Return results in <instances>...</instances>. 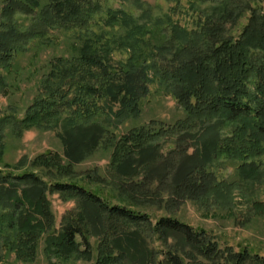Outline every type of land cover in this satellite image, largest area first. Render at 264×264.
Masks as SVG:
<instances>
[{
  "label": "trees",
  "instance_id": "1",
  "mask_svg": "<svg viewBox=\"0 0 264 264\" xmlns=\"http://www.w3.org/2000/svg\"><path fill=\"white\" fill-rule=\"evenodd\" d=\"M107 1L7 0L0 24V71H9L33 43L51 40L56 32L89 34ZM166 1L173 5V14L164 23L170 32L164 44L154 45L145 25L136 23L129 29V13L106 11L104 30L85 34L80 57L52 62L41 96L15 127L63 128L60 137L70 165L100 148L112 149L110 169L122 175V188L132 194L148 188L156 177L161 178L159 190L174 171L171 160L179 157L183 163L172 182L174 197L182 194L210 210L222 206L220 198L239 188V183L219 178L215 168L221 159L234 163L245 182L258 180L264 172V0ZM185 5L198 14L192 30L173 18ZM204 7H212V15H205ZM18 16L30 19L31 25L22 28ZM120 30L124 34L116 36ZM115 52L128 58L116 60ZM2 78L0 73V84ZM155 82L173 97L186 119L174 126L152 121L121 137L110 133L108 129L140 118L142 102ZM197 124L200 129H195ZM172 140L174 148L162 153L164 143ZM65 160L50 153L32 166L67 172L70 165L65 166ZM47 192L79 200L80 210L67 213L60 229ZM254 208L264 215L262 203ZM93 235L101 240L95 264H264V256L247 248L222 249L205 231L171 216L153 223L148 214L111 205L81 185L47 184L36 173L13 176L0 171V252L10 244L19 260L34 262L44 240L49 258L92 260ZM152 236L165 244L173 239L174 244L166 246L161 257L149 247Z\"/></svg>",
  "mask_w": 264,
  "mask_h": 264
},
{
  "label": "rangeland",
  "instance_id": "2",
  "mask_svg": "<svg viewBox=\"0 0 264 264\" xmlns=\"http://www.w3.org/2000/svg\"><path fill=\"white\" fill-rule=\"evenodd\" d=\"M6 1L0 0V24L2 22V9ZM140 1L154 8L147 9L146 5L138 4L135 0H108L104 4L105 9L101 14L102 18L94 23L90 33L96 34L104 30L102 21L106 19V11L117 9L129 13L130 17L128 18H131L129 29L132 24L145 25L150 29L153 44H164L170 36V32H166L164 29V23L173 14L170 12L173 5L166 0ZM210 4L206 6L210 7ZM207 7H204L203 10L206 11L205 15H212L213 8L206 9ZM262 7L264 8V5ZM194 12L185 5L173 18L181 24L183 29L192 30L196 27L198 19V14ZM246 17L248 18V15ZM247 18L241 21V28L247 24ZM17 22L22 25V28L31 25L30 19L21 16H18ZM124 32L125 30H120L116 36H122ZM85 34L56 32L51 40L42 44L33 43L31 50L26 54L19 55L9 71H0L3 77V83L0 84L1 173L14 176L32 172L43 178L47 184H78L102 196L111 205L124 204L136 212L148 214L153 223H156L160 218L171 216L196 230L205 231L216 239L222 249L232 247L238 252L247 248L264 256V215H258L254 210L255 203L264 205V172L259 174L258 180L245 182L239 179L234 163H224L221 159V163H217V168H215L219 178L228 182L239 183V188L234 190L232 196L220 198L222 206L210 207V210H207L192 200L183 199L182 194H180L181 196L178 195L179 197H174L172 182L175 181L178 174L176 168L183 163L179 157H174L171 160V163H174V171L170 173V178L159 190L156 188L160 186L161 178L156 177L148 188L139 189V193L134 192L135 194H132L128 188H122V175H116L110 169L112 149L100 148L85 161L70 165L68 160H65V146L60 137L64 132L63 128L24 130L15 127L16 122L26 117L33 103L41 96L42 83L51 71L52 62L57 58L72 59L82 55L85 51L83 42ZM114 55L116 60L128 58L126 53L115 52ZM186 117V113L173 97L158 87L155 82L151 86L150 96L142 102L140 118L129 120L120 129L108 130L110 133H116L121 137L133 129L147 126L152 121L174 126L185 120ZM195 129H200V125L197 124ZM93 134V130L88 133L89 136ZM174 144V140L164 143L165 147L162 153L168 154L169 150L174 148L172 147ZM50 153H56L63 157L64 165H70V170L62 172L55 168L48 170L43 167L32 166L35 159ZM137 180L142 181V175ZM47 196L51 203V211L57 229H60L67 213H76L77 210H80L79 200L70 194L47 192ZM178 198L182 200L181 203H176ZM100 241L98 235H93L90 238L93 252L92 260L71 258L67 261L49 258L45 252L44 240L39 246L38 255L34 262L19 260L8 244L2 246L0 264H95ZM148 243L150 249L162 257L161 253L167 251L166 246L173 245L174 240L170 239L166 241L168 244H165L157 237L152 236L149 237Z\"/></svg>",
  "mask_w": 264,
  "mask_h": 264
}]
</instances>
